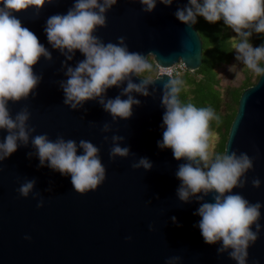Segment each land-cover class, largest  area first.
<instances>
[{"label": "water", "instance_id": "1", "mask_svg": "<svg viewBox=\"0 0 264 264\" xmlns=\"http://www.w3.org/2000/svg\"><path fill=\"white\" fill-rule=\"evenodd\" d=\"M74 2L46 0L38 10L30 7L13 13L38 37L51 58L41 56L34 66V73L42 79L32 93L8 103L13 118L28 109L26 123L35 131L29 133L27 144L18 140L17 151L0 160V264H166L173 257L179 259L171 264H236L229 255L231 249L218 251L222 242H204L198 227L201 218L194 214L200 204L214 202L216 194L201 192L181 201L177 195L181 182L175 173L179 164L188 161H177L171 149L157 146L164 130V84L170 76L162 73L147 80L132 73L119 86L107 89L105 100L121 95L128 79L143 82L141 92L121 95V99L131 95L140 101L127 119L113 118L99 104V97L76 108L64 103L61 84L68 79L67 69L75 68L84 56L78 50L69 53L53 48L44 28L50 16L66 14ZM188 3L173 0L165 6L157 0L147 12L141 0H117L105 13L106 26L97 27L93 35L105 44L124 37L129 51L151 57L156 67L165 69L181 62L188 72H194L202 63L200 37L194 24L181 23L174 15ZM7 134L0 129V142ZM38 134H47L53 141L61 136L77 145L83 139L97 146L106 170L103 183L80 194L69 175L49 168L47 161L39 166L31 143ZM113 136L123 139L113 141ZM114 144L128 147L129 154L110 157ZM233 151L237 156L246 153L253 161L242 177L244 187L233 193L261 204L258 238L247 248L245 264H264V76L240 95L224 145V153ZM82 153L78 147L77 154ZM141 158L149 160L151 169L133 167ZM253 179L260 180L258 188L252 186ZM30 180H35L33 189L22 197L18 189ZM41 200L43 206L38 208ZM252 230L256 231L255 225Z\"/></svg>", "mask_w": 264, "mask_h": 264}, {"label": "clouds", "instance_id": "2", "mask_svg": "<svg viewBox=\"0 0 264 264\" xmlns=\"http://www.w3.org/2000/svg\"><path fill=\"white\" fill-rule=\"evenodd\" d=\"M46 0H0V129L8 134L0 142V160L17 151L18 143L27 144L29 128L27 121L30 113L23 108L15 117L8 108L9 101L19 102L26 99L40 83L42 77L34 73L33 68L41 56L51 58V53L39 42L38 37L13 15L30 7L40 9ZM157 0H141L146 5L144 11L151 12ZM170 6L173 0H159ZM117 3V0H75L66 14H54L46 20L44 28L47 41L53 48L74 53L78 50L84 59L75 68L69 67L66 83L61 87L64 92V103L72 108L83 102L99 97V104L113 118L127 119L132 115V106L140 101L128 95L132 91L141 92L143 82L133 83L128 79L127 86L121 95L105 100L107 89L119 84L132 73H142L151 68L143 54L129 51L124 43L125 38L119 37L118 43L105 44L93 35L97 27L106 26L105 13ZM176 19L186 25L196 23L197 16L203 17L208 23L223 21L238 38L233 44L237 53L236 59L257 76H264V44L253 47L250 37L253 33L264 34V0H189L188 5L178 8L174 13ZM71 57H69L70 59ZM183 84L181 79H170L164 84L162 97L164 106L162 140L157 141L160 149H171L174 159L186 160L178 165L175 173L181 182L177 195L187 202L190 195L201 192H214V202L200 204L195 215L201 218L199 230L206 244L218 241L222 247L218 251L231 249L229 255L236 264H245L247 248L258 238L260 224V203H249L242 195L233 193L235 188H243L242 177L253 167V161L246 153L236 152L213 154L210 151V140L213 137L211 122H221L219 115L211 107H196L192 103L184 104L179 99ZM144 95L148 93L143 92ZM108 125H105L107 129ZM15 130V131H13ZM107 139V137H105ZM123 137L113 136L112 140ZM32 145L37 150L39 166L58 171L61 175H69L73 189L80 194L95 190L105 180V167L98 156L100 149L87 140H65L58 136L55 141L47 134L32 137ZM78 147L83 149L77 154ZM128 147L114 144L110 149V157H125L129 154ZM29 155H31L29 153ZM203 164V167L200 165ZM151 169L152 164L147 158H141L133 167ZM35 180L24 182L18 189L22 197L32 191ZM252 186H260L259 179L252 180ZM226 193H228L226 195ZM197 199L202 197L197 196ZM41 200L37 207H42ZM175 220V218H173ZM255 225L256 231L252 230ZM151 230V226H149ZM29 239V237H25ZM127 239H130L128 237ZM169 259L166 264H171Z\"/></svg>", "mask_w": 264, "mask_h": 264}, {"label": "trees", "instance_id": "3", "mask_svg": "<svg viewBox=\"0 0 264 264\" xmlns=\"http://www.w3.org/2000/svg\"><path fill=\"white\" fill-rule=\"evenodd\" d=\"M194 28L202 43V63L194 72L185 71L181 76L173 79L183 80V84L179 85L181 87L179 99L182 103H192L198 108L211 107L220 116L219 125L215 120L211 122V130L219 136L215 154H222L230 125L237 111L240 95L245 89L253 86L259 76L255 75L252 79L251 74H246L239 85L221 88L218 69L230 64L235 57V50H233L231 42V37L235 33L226 27L222 20L208 23L200 16H197ZM236 39L238 40V38ZM250 43L253 47L264 44V34L253 33ZM147 61L150 63L152 58L148 57ZM155 70L156 66L154 65L152 70L138 74L148 79L152 75L150 73ZM154 77L155 74L152 79Z\"/></svg>", "mask_w": 264, "mask_h": 264}, {"label": "rangeland", "instance_id": "4", "mask_svg": "<svg viewBox=\"0 0 264 264\" xmlns=\"http://www.w3.org/2000/svg\"><path fill=\"white\" fill-rule=\"evenodd\" d=\"M235 34L232 35L231 37V42L232 45L234 44V42H236V38H235ZM235 52V51H234ZM236 55L237 53L235 52V57L233 59V61L228 64L225 65L221 68L218 69V75H219V79H220V86L221 88H225L226 86H237L239 85L240 81L243 80V78L246 76V74H251L253 77L252 79H254L255 77V73L252 72L251 70H249L243 63L242 61H238L236 59ZM263 63V62H261ZM151 68L148 70H152L154 68V62L151 61ZM157 68L154 72H151L150 74H152L151 76H149L150 78H148L147 80H151L153 75L155 74V76L158 74ZM138 76L139 74L136 73ZM144 78V77H143ZM213 132V131H212ZM219 140V136L216 134V132H213V137L210 140V151L215 155V150L217 147V143Z\"/></svg>", "mask_w": 264, "mask_h": 264}, {"label": "built area", "instance_id": "5", "mask_svg": "<svg viewBox=\"0 0 264 264\" xmlns=\"http://www.w3.org/2000/svg\"><path fill=\"white\" fill-rule=\"evenodd\" d=\"M156 68H157V70H159L158 74H162L161 73V69H163V68H160V67H156ZM165 70L167 72L166 74L168 76H170L172 79L174 77L181 76L185 71H187L185 66H184V64L181 63V62H178V63H176L175 65H173V66H171L169 68H165Z\"/></svg>", "mask_w": 264, "mask_h": 264}, {"label": "bare ground", "instance_id": "6", "mask_svg": "<svg viewBox=\"0 0 264 264\" xmlns=\"http://www.w3.org/2000/svg\"><path fill=\"white\" fill-rule=\"evenodd\" d=\"M161 73L166 74L167 72L165 69H161Z\"/></svg>", "mask_w": 264, "mask_h": 264}]
</instances>
